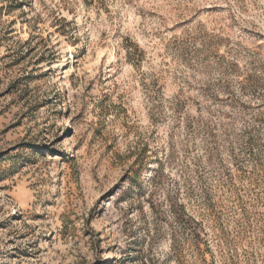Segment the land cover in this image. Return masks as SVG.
I'll use <instances>...</instances> for the list:
<instances>
[{"label":"rangeland","instance_id":"1","mask_svg":"<svg viewBox=\"0 0 264 264\" xmlns=\"http://www.w3.org/2000/svg\"><path fill=\"white\" fill-rule=\"evenodd\" d=\"M0 264H264V0H0Z\"/></svg>","mask_w":264,"mask_h":264},{"label":"bare ground","instance_id":"2","mask_svg":"<svg viewBox=\"0 0 264 264\" xmlns=\"http://www.w3.org/2000/svg\"><path fill=\"white\" fill-rule=\"evenodd\" d=\"M70 47H72V46H70Z\"/></svg>","mask_w":264,"mask_h":264}]
</instances>
